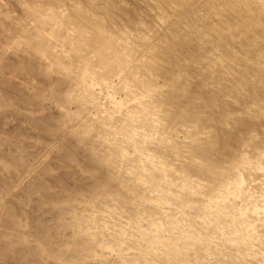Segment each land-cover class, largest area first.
<instances>
[{
	"label": "bare ground",
	"instance_id": "bare-ground-1",
	"mask_svg": "<svg viewBox=\"0 0 264 264\" xmlns=\"http://www.w3.org/2000/svg\"><path fill=\"white\" fill-rule=\"evenodd\" d=\"M0 108L51 146L20 191L69 230L0 254L264 264V0H0Z\"/></svg>",
	"mask_w": 264,
	"mask_h": 264
},
{
	"label": "rangeland",
	"instance_id": "rangeland-1",
	"mask_svg": "<svg viewBox=\"0 0 264 264\" xmlns=\"http://www.w3.org/2000/svg\"><path fill=\"white\" fill-rule=\"evenodd\" d=\"M26 89L28 90V88H26ZM56 108H57L56 107V103H54V102L53 103H48L46 105H42V108H40V107L39 108H34V110H35L34 113L35 114L42 113L44 115H52V113L55 112ZM70 108L71 107H68V106L62 107V109L64 111H66L68 119L71 117V113H72V108L71 109ZM37 109H38V111L39 110L40 111L37 112ZM5 110H8V109L6 108V109L2 110V108H0V142H1L0 143V155L1 156H6V157L9 156V158L12 159L11 160L12 162L15 161L17 163L16 164L14 162L18 167H17V170H15L13 173H10V172H7L5 169H3V171H2L1 169L3 167L0 166V168H1L0 169V189H1L0 190V248H6L7 245L4 242L9 240V236L8 235H10V236L12 235L11 237H12V239L14 241V240L17 239L16 236L18 234L26 232L27 233L26 234V237H27L26 239L28 241L27 247H29V249L32 248L31 249V252H32V250H34V248H35L33 246L34 245L36 246V243L34 241V239L36 237H34V234L36 235L37 232L46 230L45 232L54 233V231H55V233L56 232L57 233L62 232V234L63 233L68 234L69 230H66V229H63V228H59L60 227L59 226V223H60L59 218H57V217L54 218V216L50 215V214L49 215H40L38 213V211H34L35 209L33 207L34 206L33 201L30 200L28 195L26 196L25 193L20 191V189L22 187L26 188V186H28L29 182H30V177H29V175H27L28 172L26 170L28 164L29 163H33L32 161H34L35 158H38L37 157L38 155L40 157V155L43 154V150L44 151H48V150H50L52 148H51L50 145H48V147L46 146V149H44L45 146L42 145L43 142H40L37 138H35V136L38 137V135H36L35 132H34L36 130L32 129V127L28 123H26V122L23 123V120L21 118H16L17 120L16 119L12 120L11 119V115L9 114L10 111L9 110L5 111ZM20 110H18L19 113L22 112ZM12 111L14 112V110H12ZM12 124H14V125H12ZM16 125H17V127L18 126L19 127L16 128ZM19 131H22V133H24V135H27L28 137L23 136V137H20L21 138L20 140H19V138L16 139L15 138V136L17 135L16 133H18ZM32 132L35 135H33ZM32 137H34V138H32ZM9 140H12V141H9ZM46 142H48V141L46 140ZM12 147H13L14 150L17 149V150L23 151V153L25 154V157L23 158V160L25 162L22 161V162L19 163V161L15 158V156L17 154L15 153V151H13ZM41 149H43V150H41ZM39 150H40V152H39ZM36 152H38V153L36 154ZM21 164H23V165H21ZM23 168L25 170H23ZM18 169H20V170H18ZM23 171H26V172H24L25 174L23 173ZM4 175L7 176V177L5 178ZM30 176H33V175H30ZM28 177H29V179H28ZM66 183H69V182H66ZM14 203L16 205H14ZM13 206H15L16 208L13 207ZM18 208H19V210H18ZM12 210H14V211H12ZM27 211H30V212L28 213ZM24 214L26 215V218L24 217L25 216ZM70 215H72V213L69 214L68 216H70ZM26 221L28 222V227L27 228L25 227V225L27 223ZM41 225H42V227H40ZM43 228H45V229H43ZM51 228H53V229H51ZM57 228H59V229H57ZM61 229H63V230H61ZM18 232H20V233H18ZM59 234H61V233H59ZM6 235H7V237L4 238V236H6ZM13 236H14V238H13ZM16 245L17 244L15 243L14 246H16ZM18 255L21 257L23 254H18ZM19 256L13 255V254L9 253V251H7L6 253L3 252L2 254H0V264H9V263L10 264H39V257L34 252L31 253V255L29 254L28 255L29 260L27 259L24 262L21 259H19L20 258ZM50 264H57V263L53 262V263H50ZM65 264H67V262Z\"/></svg>",
	"mask_w": 264,
	"mask_h": 264
}]
</instances>
